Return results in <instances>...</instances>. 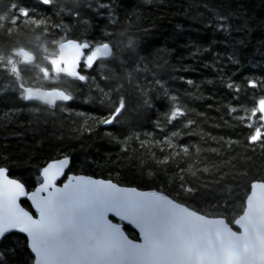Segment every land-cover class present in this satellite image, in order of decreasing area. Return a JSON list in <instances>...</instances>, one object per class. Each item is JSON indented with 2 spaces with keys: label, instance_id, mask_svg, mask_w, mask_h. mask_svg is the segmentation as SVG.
I'll use <instances>...</instances> for the list:
<instances>
[{
  "label": "snow or ice",
  "instance_id": "6c2138e0",
  "mask_svg": "<svg viewBox=\"0 0 264 264\" xmlns=\"http://www.w3.org/2000/svg\"><path fill=\"white\" fill-rule=\"evenodd\" d=\"M41 2L56 8V0ZM203 6L213 14L216 21L214 30L219 32H229L228 16L238 18L240 15L229 12L225 16L216 8ZM97 8L107 10V19L113 29L120 25L111 3L98 0ZM62 12L63 8H60L56 14ZM132 15L129 14V20ZM208 24L212 26L211 21ZM49 26L52 30L68 31L67 25L52 23L47 15L37 14L20 3L12 5L11 13L0 14V36L10 39L25 29L32 30L33 39L44 53L43 63H37L35 51L29 50L22 42L6 44L0 47V68L13 78L12 85L18 91L19 99L49 107L56 102H73L78 98L74 90L56 83L62 78L90 85L89 95L84 100L88 103L98 101L100 110L106 114L77 113L78 117L85 119V123L75 130L77 134L93 133L95 128L86 126L90 121H94L96 127L115 125L120 121L128 105L125 82L136 89L138 107L146 110L154 107L153 92L157 97L167 99L170 108L163 119L169 123L175 118L183 119L191 111L187 108L182 111L179 105L171 103L177 96H169L172 89L166 87L154 70L159 67L157 62L163 59V53L158 51L151 59L141 55L136 33L146 29H142L139 19L124 23L120 31L102 30L99 39L86 38L87 29L92 27L87 20L77 25L85 31L58 39ZM244 26L247 27V21ZM48 36L53 38L48 40ZM48 45H51V52ZM129 51L133 58L125 59L124 53ZM229 59L236 62L232 56ZM22 66L38 70L37 79L54 82V86L46 87L43 83L37 86L34 81L30 84L24 78L25 68ZM81 69L94 70V74L83 73ZM220 79L228 89H236V95H239V85L231 76H224L221 72ZM241 83H244L245 91L253 92L251 107L243 108L244 114L234 117V121L245 125L248 134L243 140L219 139L234 146L242 145L245 148L242 156L247 161L250 159L248 148L254 149L256 144L264 148V91H260L264 90V77L248 76ZM188 84L193 85L194 82L189 80ZM91 85L95 86L97 95L91 94ZM257 91H260L258 97ZM61 110L70 111L66 106ZM20 111L15 109L14 114L18 115ZM26 111L38 121V107ZM236 111L229 108V113ZM160 120L158 116L156 126L160 125ZM188 123L192 124V121ZM183 132L182 127L166 135L163 141L155 140L156 145L166 144L171 152V156L164 155L158 164H165L181 154L188 159L193 155L197 158L194 164L181 170L180 187L174 194L156 189L142 191L137 187L120 186L110 179L71 173L61 184L66 168L70 166L71 158L67 154L39 165L38 179L31 188L22 179L11 178L8 164H3L0 166V241L15 232L24 237L22 240L17 238L11 244L14 246H6L5 250L14 258L18 250L26 253L16 264H264V174L248 176L244 173L247 191L243 196H237L235 190L239 185L235 184V176L233 184L225 185L230 173L219 175L223 171L221 165L206 164L202 170L196 167L202 162L199 157L205 150L198 145L176 143ZM195 134L206 135L202 132ZM105 135L122 146L133 138L131 134L122 140L111 132ZM151 136L152 133H145V137ZM135 138L144 146L145 140L139 139L138 134ZM206 151L216 152L218 149ZM210 170L215 171L218 177L211 183L222 185L221 192L228 191L223 206L227 212L205 211L218 206L195 203L200 200L197 196L200 188L208 187L206 184L196 186L198 172ZM184 172L194 178L191 183ZM100 189H105L103 200L93 202L86 199L89 193ZM21 198L30 202L27 207L22 206ZM89 206L93 208L94 223L90 229L83 230L81 222ZM124 224L132 226L137 235L130 237Z\"/></svg>",
  "mask_w": 264,
  "mask_h": 264
},
{
  "label": "trees",
  "instance_id": "16d2710c",
  "mask_svg": "<svg viewBox=\"0 0 264 264\" xmlns=\"http://www.w3.org/2000/svg\"><path fill=\"white\" fill-rule=\"evenodd\" d=\"M101 3H111L115 15L121 22L112 28L107 19V10L98 9V0H56V8L43 5L41 0H2L0 14L12 12L14 3L23 4L35 10L37 14L50 17L52 23L68 26V31L60 28L50 31L55 32V38L60 36L77 35L85 31L77 26L80 21L87 20L92 25L87 29V39H99L101 31H120L124 23L136 22L139 19L142 29L136 33L137 41L142 49L141 55L152 58L154 53L162 52L163 59L157 63L159 67L158 78L165 82L166 87L172 89L169 96H177L172 104L179 105L182 109L191 110L183 119L175 118L172 122L163 119L169 111V101L157 97L152 93L154 107L150 110L138 107L136 89L125 82L126 96L128 99L127 110L115 125L96 127L94 121L87 122V127L95 128L93 133H79L75 130L80 124L85 123L83 117L77 113L88 115H104L98 101L88 103L84 97L89 95L90 85L84 82H72L62 78L56 82L63 88L75 91L77 99L73 102H57L51 107L39 102L22 101L19 93L12 85V77L0 68V166L8 164L9 175L20 178L30 188L38 179V166L48 159L58 158L63 154L70 156L68 173L86 174L96 177L111 179L114 182L134 186L139 189L163 190L174 194L180 187L179 177L182 169H187L194 164L196 156L191 159L182 154L172 158L165 164H158L164 155L171 156L166 144L156 145L155 140H164V137L183 127V134L176 143L184 145H198L202 150L196 164L198 169H203L206 164L221 165L224 172L230 175L225 180V185H239L235 193L243 196L247 191V184L243 174L259 176L264 174V148L256 144L254 149H247L249 160L245 161L242 154L245 148L221 142L228 140H243L248 134L245 125L236 124L234 117L243 115L242 109L251 107L253 92L245 91V78L255 76L264 77V0H99ZM216 8L219 13L228 16L229 12H236L238 18L228 16L230 25L228 33L214 30L216 21L213 14L203 5ZM63 8L60 15L57 9ZM132 13L131 20L129 14ZM212 22V26L208 24ZM247 21V27L244 22ZM248 29H251L249 31ZM39 35V33H36ZM48 36L47 39H52ZM13 42H22L29 50L36 53L37 63H43V51L33 39L32 30L25 29L10 39L0 36V47ZM40 43H43L41 41ZM49 52L52 51L48 45ZM232 56L235 63L229 59ZM124 58H133L132 52L124 53ZM114 63V62H113ZM98 66V65H97ZM25 68L23 75L30 84L34 81L37 86L43 83L46 87H53L54 82L37 79L38 70L31 66ZM119 71V66H117ZM83 73L94 74V70L81 69ZM221 72L224 76H231L239 85V95L236 89H228L221 83ZM42 77V74H40ZM151 78L150 76L148 77ZM194 84H188V81ZM264 91V90H260ZM257 91V97L260 94ZM91 94L97 95L94 85H91ZM67 107L69 110L62 111ZM39 108L38 121L26 111ZM229 108H235V113H229ZM15 109H21L18 115ZM13 113L6 115V113ZM160 116V125L155 121ZM191 120L192 124L188 121ZM30 121H32L30 123ZM247 123V122H246ZM195 125V127H194ZM227 125V126H226ZM111 132L119 140L132 135L126 145L111 141L106 135ZM206 133L203 137L195 133ZM19 135H16V134ZM145 133H152L145 137ZM145 140L144 146L135 138ZM213 137L217 139H213ZM155 138V139H154ZM151 141V143H149ZM207 149H218L216 152ZM195 153V148L192 149ZM9 157L7 161L5 158ZM222 161L224 163H222ZM151 172L152 175H147ZM189 183L194 178L183 173ZM199 180L196 186L206 184L208 187L200 188L197 196L200 200L195 203H208L217 205V208H206L205 211H225L223 208L228 191L221 192L222 185L212 184L218 178L215 171L198 172ZM191 186V184H189ZM183 199V196H181ZM22 206L27 207L28 202L22 199ZM238 202V201H237ZM219 205L221 208H219ZM125 230L130 237H135L136 232L127 224ZM17 238L23 239L20 233H14L0 241V264H16L23 259L26 253L18 250L16 257L5 250Z\"/></svg>",
  "mask_w": 264,
  "mask_h": 264
},
{
  "label": "water",
  "instance_id": "95a60500",
  "mask_svg": "<svg viewBox=\"0 0 264 264\" xmlns=\"http://www.w3.org/2000/svg\"><path fill=\"white\" fill-rule=\"evenodd\" d=\"M57 103V102H56ZM62 103H66V102H62ZM68 168H66V170H67ZM71 174H73V173H71ZM74 175H86V174H74ZM10 176V175H9ZM89 176H92V175H89ZM11 177V176H10ZM94 178H102V177H96V176H93ZM11 178H13V177H11ZM66 178H67V175H66ZM65 178V179H66ZM102 179H105V180H108L107 178H102ZM111 180V179H110ZM113 181V180H112ZM114 182V181H113ZM61 184L63 183V181L62 182H60ZM114 183H116V182H114ZM116 184H118V183H116ZM118 185H120V186H123V187H134V186H125V185H121V184H118ZM138 190H142V191H147V190H151V189H139L138 188ZM105 191V189H100V190H98L97 192H95V193H89L87 196H86V199L87 200H90V201H93V202H98V201H100V200H103L104 199V197H103V192ZM22 199H24V198H21V200ZM28 203H30V202H28ZM127 203V202H126ZM93 223H94V213H93V208L91 207V206H89L88 208H87V210L85 211V213H84V216H83V218H82V222H81V225H82V229L83 230H87V229H90L91 227H92V225H93ZM121 223H124V222H121ZM133 230H134V228L132 227V226H130ZM135 231V230H134ZM136 232V231H135ZM16 233H18V232H16ZM137 234V233H136Z\"/></svg>",
  "mask_w": 264,
  "mask_h": 264
}]
</instances>
